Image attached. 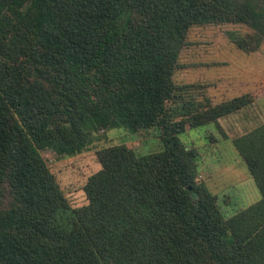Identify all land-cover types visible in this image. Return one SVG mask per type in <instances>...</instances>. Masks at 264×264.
<instances>
[{
	"label": "trees",
	"instance_id": "trees-1",
	"mask_svg": "<svg viewBox=\"0 0 264 264\" xmlns=\"http://www.w3.org/2000/svg\"><path fill=\"white\" fill-rule=\"evenodd\" d=\"M213 25L244 27L227 40L254 52L264 0H0V264H264V125L231 140L259 198L230 216L179 141L250 104L172 81L189 29ZM113 129H156L162 149L97 150L70 207L41 152Z\"/></svg>",
	"mask_w": 264,
	"mask_h": 264
},
{
	"label": "rangeland",
	"instance_id": "rangeland-1",
	"mask_svg": "<svg viewBox=\"0 0 264 264\" xmlns=\"http://www.w3.org/2000/svg\"><path fill=\"white\" fill-rule=\"evenodd\" d=\"M246 33L237 25L193 27L178 58L172 81L191 86L189 93L197 101L210 105L248 96L250 104L214 124L186 128L179 141L197 153V180L217 198L219 208L230 216L259 198L244 164L231 140L264 125V42L257 50L244 53L226 37L227 32ZM102 137L73 157L58 158L41 152L50 174L72 208L86 204L82 187L87 178L99 170L95 152L102 148L124 145L138 156L161 151L156 129L127 134L121 129L99 133Z\"/></svg>",
	"mask_w": 264,
	"mask_h": 264
}]
</instances>
